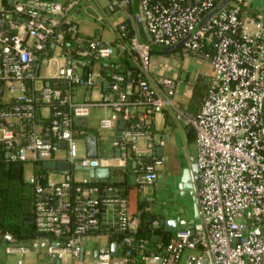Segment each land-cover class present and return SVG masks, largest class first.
<instances>
[{"label": "built area", "instance_id": "built-area-1", "mask_svg": "<svg viewBox=\"0 0 264 264\" xmlns=\"http://www.w3.org/2000/svg\"><path fill=\"white\" fill-rule=\"evenodd\" d=\"M80 1L0 5V103L6 104L0 106V158L13 165L66 162L58 181L46 176L41 182L36 174L28 180L33 224L44 235L17 243L6 232L5 252L77 259L82 237L118 233L120 251L98 248L93 264H127L133 252L155 264H179L182 257L189 264H264V10L249 0H226L204 20L223 0H137L135 14L127 8L132 0H109L105 13L125 15L112 25L113 44L80 33L73 12ZM128 25L132 32L124 40ZM184 38L177 54L208 60L213 69L196 113L176 107V79L151 66L153 46ZM81 88H97L99 96L77 100ZM94 106L110 110L97 128L112 132L118 157L99 154L96 134L87 135L96 137V155L87 154V136L83 155L77 153L73 126ZM169 109L195 134L199 218L154 252L134 238L137 218L119 186L73 172L108 167L117 174L132 158L134 184L154 183L163 159L146 156L153 149L149 121ZM138 136L146 137L144 147L132 141Z\"/></svg>", "mask_w": 264, "mask_h": 264}, {"label": "crops", "instance_id": "crops-1", "mask_svg": "<svg viewBox=\"0 0 264 264\" xmlns=\"http://www.w3.org/2000/svg\"><path fill=\"white\" fill-rule=\"evenodd\" d=\"M52 1L64 3L67 0ZM249 2L252 7L264 10V0H249ZM81 3V1L78 2L73 11L78 23L79 16L82 13L80 8ZM1 4L2 0H0V5ZM121 14H123V12L109 14L104 11V15L110 19L113 15L118 16ZM123 17H121V19ZM80 33L91 35L85 34L81 31ZM97 33L98 31L95 30L94 34ZM151 66L156 73L170 75L176 79L174 101L177 108L191 113H196L199 110L206 92L208 80L213 73L212 66L208 60L196 57L192 54L182 55L175 53L172 55H154ZM196 83L198 84V96L191 99ZM93 92H95L94 95ZM98 96L99 92L97 88H94L89 92H85V90L81 88L74 92V98L77 100H87ZM8 97V93L3 94V99H8ZM94 108L98 109L99 113L91 114V110ZM91 110L89 116L83 117L79 121L94 130L93 134L98 135L99 138L97 141L99 154L102 153L107 157H118L120 155V150L111 145V139L113 137L112 132L108 130H98L97 126L94 125L95 123L98 124V120L101 116L108 115L110 110L108 108L97 106L92 107ZM149 125L152 128L153 149L149 154L147 153L146 156L149 157L155 155L160 156L163 159V163L158 167V175L162 176V181L159 183L156 180L152 184L138 188L133 181L136 163L135 160L131 158L126 160L123 165L118 168L119 170L117 174H113L112 171H110L107 182L115 183L123 190L128 201V211L131 216L139 219L140 214H143L148 216V220L153 218L152 221H149V226L154 228L158 227L163 232H170L165 230V225L164 223H161V221L174 220L176 230L181 228H191L199 218L196 206V187L198 183L197 173L195 176L192 173V166L196 164L194 131L190 126L178 122L170 109L163 110L161 113H156L149 121ZM102 131H106V133H102ZM138 140L141 141V144ZM132 141L139 147H144L146 144V137L138 136L132 138ZM22 165H13L16 173L19 174ZM51 170L57 171L62 178L60 171L57 169ZM184 171L186 172V176L184 175ZM154 221H156V224ZM176 230L170 233L174 234ZM156 235L157 234L152 236L155 241L159 239V235L154 238ZM97 236L98 235L88 236L86 238L83 254H80V257L77 259L71 257L72 262L70 264H93V261L96 258L94 254L95 250L100 248L94 243V239ZM104 236L106 237L105 247L110 248V244L115 241L109 240V236L107 235ZM3 243V239L0 236V264H68L63 261V258H50L33 251L25 253H6ZM118 251H120L119 244H117V252ZM11 256H15V260L11 259ZM142 264L155 263L142 261ZM179 264L189 263L184 257H182Z\"/></svg>", "mask_w": 264, "mask_h": 264}, {"label": "trees", "instance_id": "trees-1", "mask_svg": "<svg viewBox=\"0 0 264 264\" xmlns=\"http://www.w3.org/2000/svg\"><path fill=\"white\" fill-rule=\"evenodd\" d=\"M2 3L7 7H10L8 0H2ZM135 8H137V0L134 1ZM128 10L132 13V6H127ZM134 8V9H135ZM136 9L134 10V14ZM252 13V12H251ZM131 29L128 25L127 29L124 31L123 39L127 40L131 35ZM113 44L116 43L115 40L111 41ZM156 48L153 46L151 48L152 54H165L172 55L178 53L180 47H175L172 49H164L163 47ZM207 51V48L203 49ZM121 58L125 68L129 70L131 67L128 62ZM130 67V68H128ZM131 70V69H130ZM198 84H195L192 98L198 96ZM5 103H0V106H5ZM47 121V120H46ZM74 135L76 138H84L88 134H93L94 130L85 126L80 121L76 122L73 126ZM148 131L152 133V128L149 126ZM47 169L43 167V162L37 161L34 163V174L39 175L41 182H44L47 176ZM20 173V172H19ZM15 172L13 164L5 159L0 158V236L4 233H10L17 243L26 242L34 237L43 236V233L37 232L35 226L30 221L34 217V199L35 192L33 184L22 178L20 174ZM109 183V182H108ZM115 184V183H111ZM148 216L140 214L138 221L137 230L134 233V238L136 240L145 239L150 250L157 252L159 250L158 246L165 245L168 243L172 237L173 233L163 232L160 228L149 226ZM159 235L158 240L152 238L153 235ZM120 234L113 233L110 235L109 240H118ZM127 264H142L140 256L133 252L131 258Z\"/></svg>", "mask_w": 264, "mask_h": 264}, {"label": "rangeland", "instance_id": "rangeland-1", "mask_svg": "<svg viewBox=\"0 0 264 264\" xmlns=\"http://www.w3.org/2000/svg\"><path fill=\"white\" fill-rule=\"evenodd\" d=\"M134 1L135 0H132V3L130 4L133 8L132 13H134V10L136 9L133 6ZM81 2L82 3L80 8L82 10V13L79 16V30L85 34H91V35L94 34L95 30H97L98 33L96 35L100 36L103 40L107 42L112 41L115 36L114 31L112 29V25L118 22L121 19V17L125 15L124 14L118 16L113 15L111 19L107 18L104 15V11L106 8L105 6L109 2V0H81ZM155 47L161 49L160 46H155ZM154 55L156 56V54ZM157 55H165V54L158 53ZM13 93L17 94L16 91ZM94 93L95 92H93V95ZM42 112L44 115H47L48 113L45 108H43ZM92 113L93 114L99 113V110L94 108L91 110V114ZM94 125L97 126V123H95ZM102 133H106V131H102ZM138 141L141 144V141L140 140ZM75 144L78 155H83L84 141L81 138H77L75 140ZM60 154H62V152L59 153V155ZM56 155H58V153ZM33 169H34V164L30 161H27L23 163L19 174L22 176L23 179L28 181L34 175ZM73 174L75 175V177L79 178V177L87 176L88 172L85 169H79V170H75ZM47 175H48V179L51 181H56L61 178V175L57 171H53L51 169L47 171ZM94 243L100 248L105 247L106 237L104 235H98L94 239ZM10 258L15 260L16 257L11 256ZM63 261L70 264L72 262L71 256L69 254L65 255L63 257Z\"/></svg>", "mask_w": 264, "mask_h": 264}, {"label": "water", "instance_id": "water-1", "mask_svg": "<svg viewBox=\"0 0 264 264\" xmlns=\"http://www.w3.org/2000/svg\"><path fill=\"white\" fill-rule=\"evenodd\" d=\"M12 0H8V3H11ZM226 0H223L212 12H210L205 18L204 20L210 16L213 12L217 11L224 3ZM186 38H184L183 40H181L180 42L176 43L175 45L169 46V47H163L164 49H172L175 47H179ZM119 126L121 128L124 127V122H120ZM85 143H86V147H87V154L89 156H95L96 155V150H97V141H96V137L94 135L91 136H87L85 139ZM60 145H63V142L60 143ZM196 165V164H195ZM192 166V173L195 174L198 172V168L197 165L196 167ZM43 167L46 169H57L61 172H65L66 170V162L65 161H54V160H46L43 162ZM110 174V169L108 167H98V168H90L88 170V175L94 177L96 182H101V183H105L107 182V179L109 177ZM184 175L186 176V172L184 171ZM196 179V178H195ZM157 181L160 183L162 181V176L158 175L157 176ZM31 223H33V220L30 221ZM161 223H164L165 225V230L167 231H174L176 230V226H174V220H162ZM176 225V224H175ZM242 230H246L247 226L245 224L241 225ZM262 230H264V227H262ZM156 236H154V238H156ZM86 242V238L82 237L81 238V243H82V248H81V255L83 254L84 251V244ZM110 252L113 255H116L117 253V244L115 242L110 244ZM95 257H97L98 254V250H95Z\"/></svg>", "mask_w": 264, "mask_h": 264}]
</instances>
